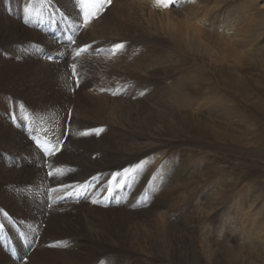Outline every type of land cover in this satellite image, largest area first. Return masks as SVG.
I'll return each instance as SVG.
<instances>
[{
  "label": "bare ground",
  "instance_id": "6f19581e",
  "mask_svg": "<svg viewBox=\"0 0 264 264\" xmlns=\"http://www.w3.org/2000/svg\"><path fill=\"white\" fill-rule=\"evenodd\" d=\"M83 1L0 0V210L7 213L0 216V239L5 247L17 254V261H14L0 249V264H41L33 257L38 255L37 252L31 254L26 263L20 262L29 241L25 237L23 243L18 240L16 235L19 231L28 237H36L41 249L53 243L64 248L65 259L57 262L54 256L53 262L50 260L52 264H94L99 255L91 254L90 248L104 252L115 250L114 244L128 249V253L135 252L132 248L135 245L142 256H161L154 251L157 238H147L146 232H160L162 228H178L184 233L178 232L177 235L172 231L173 236L165 234L160 237L164 248L162 253L172 255V251L178 250L180 257L187 262L199 264L201 259L212 261L213 258H222L227 262L248 259L252 264H264V213L259 224L251 225L253 228L260 225L257 233L251 235L257 254L244 250L246 247L242 242L246 239L242 234L235 233L233 240L227 234L226 240L220 243L213 241L212 232L209 233L208 229L213 224L210 217L216 199L212 197L198 211L178 222L181 208L178 207L179 211L175 213L172 205L181 204L188 193L185 188L178 189L181 187L177 186L178 180L171 178L158 196L153 198L145 194V188L152 187L148 181L162 167L165 156L162 152H155L152 156H147V151L137 154L140 138L131 134L152 125L153 119L150 121L149 116L166 112V105L162 102V80L168 77L169 69L163 71L161 68L165 40L160 36L167 37L171 46L194 55L193 58L197 57L198 51L204 52L211 66H222L225 62L224 65L231 70V83L236 86V91L242 90L241 83L245 77L254 67L257 68L258 52L249 56L245 54L253 51L254 42L264 29V13L261 11L264 0L258 3V7H254L258 0H250L247 5L241 0H192L190 4L170 10L157 6L155 0H143V4L139 0L116 1L103 16L83 30H69L68 25L77 20L78 14L81 18L83 16L86 5ZM28 2L32 4L31 8L34 4L41 12L46 9L45 5L52 8L54 4L59 5L61 22L68 30L66 35L62 34L61 42L55 40L56 35L50 30H46L44 35L21 23V11ZM223 8L224 13L230 11L234 19L237 10L244 9L246 19L238 31L233 28V38L229 34L227 38L224 35L226 39L221 38L197 25L200 24L197 20L207 19ZM255 9L258 11L251 13ZM52 15H56L54 18L59 21L56 13ZM55 19L50 18L53 23H56ZM244 39V44L249 43V49L242 53L246 49L241 45ZM69 40L76 43L65 52ZM117 42H123L127 47L113 56L110 49ZM83 44L91 45L93 50L76 57V51L84 47ZM147 44H151L153 53L146 48ZM37 48L43 52L38 53L35 51ZM21 55L23 59L20 61L18 57ZM48 56L54 59L50 60ZM73 63L77 66L79 87L74 84L77 77L72 75ZM94 73L100 74L101 86L94 85L93 90L88 91L92 87L89 78ZM222 81L224 83L227 79ZM182 83L196 90L195 95L212 87L207 75L197 70L185 82L171 84L175 88ZM205 85L207 87L202 89ZM108 88L119 91L121 95H111L113 91L109 92ZM140 91H144L146 96H140ZM214 94L210 99H214ZM133 96L136 98L132 99ZM198 109L202 110L201 106ZM169 111L176 114L171 108ZM197 114L199 112L184 113L183 118L187 120ZM214 122L210 121L212 126ZM187 126L196 130L195 124ZM94 127L105 131L99 136L81 135ZM250 127L244 131L251 133L253 128ZM221 129L210 131H216L211 133L218 138L224 139L226 135L231 138L227 128ZM252 133L255 136L254 130ZM37 134L48 144L46 155L32 142ZM21 161L22 167L16 168V162ZM125 169H129L130 174ZM48 172L55 174V180L47 176ZM61 180L71 187L64 188L56 182ZM102 188L106 194L100 199L97 194ZM77 189L83 195L78 196ZM147 197L155 206L140 210ZM62 199L66 200L61 202ZM92 200L108 207L96 208ZM201 217L199 228L203 229L194 232L195 219ZM41 223L47 229H38ZM15 228H19L18 231Z\"/></svg>",
  "mask_w": 264,
  "mask_h": 264
},
{
  "label": "rangeland",
  "instance_id": "374dc122",
  "mask_svg": "<svg viewBox=\"0 0 264 264\" xmlns=\"http://www.w3.org/2000/svg\"><path fill=\"white\" fill-rule=\"evenodd\" d=\"M77 1L80 2V0ZM85 1L88 0L83 1L84 5L90 3H85ZM116 1L118 2L123 0H113L114 3H116ZM139 1H142V4L144 3L143 0ZM249 1L250 0H241L244 5H247L255 0ZM191 2L192 0H189L187 4H190ZM259 2L261 4L262 0H258L256 6L253 4L252 6L258 7L257 5ZM25 6L24 10H22L20 14L21 23H26L25 25L27 27L28 25L29 27H34V29L36 31L38 30L41 34H47L45 31L49 30V27L57 28L58 20L54 18L56 15L53 16L52 13H56L58 16L57 18L61 21V10L58 4H54L53 8L45 5V12L37 11L39 7L34 6V4V9L31 8L32 4L30 2H28ZM109 7L107 9H109ZM224 11L225 8L218 10L212 14L213 16H210L207 19L202 17V20L204 21L197 20L200 24H196L200 28H203L202 30L207 31L208 33H216L221 38L226 39L228 37L226 36L227 34L231 35L233 38L235 36L233 32L235 30L238 31L240 27L239 25L244 23L246 19L243 16L244 9L237 10L238 13L235 19L234 16L231 15L232 13L230 11H227L226 14ZM257 11L258 10L255 9L251 13H256ZM261 11L264 13V9ZM26 16L28 17V20L30 19V22L26 19ZM15 18L17 19V13ZM50 18L52 20L55 19L56 23H53L54 21H51ZM95 21L97 20H94L93 22ZM201 21L204 25L201 24ZM34 24H37L35 25L36 28ZM51 24L54 27L51 26ZM236 25L238 27L235 28ZM228 27H230L229 30H227ZM51 33L54 35H57V33L60 34L61 42L62 32L59 28L58 30H53ZM157 37H161L160 39L165 40L164 61L162 62L161 68L163 71L164 69H169L167 71L168 77L162 80V102L166 105V112L164 111V115L159 113L154 114V116H149L150 121L153 119L152 125L144 127V131L134 130L131 133L132 135L140 138L138 139L140 150L137 154L147 151V156H152L155 152H162L165 156L164 162L167 161L169 166H174L175 171L171 178H176V180H178L177 186H181L178 189L185 188V191L188 193L185 195L186 199L183 200L181 204L172 205L175 213L179 211L178 207L181 208L180 216L177 220L178 222H181L184 218L191 216L192 213L198 211L201 206L210 197H212L211 199L216 200L214 203L215 207L213 213L210 217L213 221L212 228L208 229L210 231L209 233L212 232L213 241L220 243L223 240H226L227 234L228 237L233 240L235 233L242 234L244 235V239H246V241L242 242V244L246 247L244 250L257 254L258 250L251 239V235L257 233L260 225L257 228H253L251 225L259 224L260 220H263L264 213V29L261 32L260 38L254 42L253 51L250 54H245L249 56L254 52H258V60L255 62L257 68L254 67L256 70L253 69L250 74L246 77L244 76L246 80L241 83L243 88L238 91L235 89L236 86H233V83H231V80H233L231 79V75L229 73L231 70L224 65L226 64L225 62H223L222 66L219 64L211 66L209 60L204 56L206 55L204 52L200 53L198 51L197 53L194 51L197 53L195 54L197 57L193 58L192 56L194 55L187 54L182 52L180 49H175L171 46L167 41V37ZM153 38L154 37H152V39ZM244 42L245 39L241 45L246 46V49H243L242 53L247 52L249 49V43L244 44ZM101 48L99 50L105 49ZM146 48L153 53L151 44H147ZM214 51H216V48H214ZM21 60L22 59H20V61ZM177 61H180L178 65L176 63ZM195 70L203 72L207 75L213 89H211L212 87H208L206 90L204 89L207 87L205 85L202 86V89H204L201 90L202 94L195 95L194 93L197 91L192 90V88L186 85V83H182L175 88L172 87L173 85L171 83L179 84L181 81L185 82L186 78L193 74ZM93 75H96V78ZM93 75L89 78V82L92 87H90L88 91L93 90L94 85L98 84L101 86L102 79L100 74L94 73ZM223 78L227 79L224 83H222ZM74 84L76 83L74 82ZM152 84L154 85V78ZM226 85H229V87ZM108 89H110L109 92L114 91L111 90L113 88ZM73 92L74 91L71 93ZM213 92H215V97L214 99H210ZM199 106H201L202 110L198 109ZM170 108L171 111L178 115H173L169 111ZM198 112L199 114L193 118L189 117L187 120L183 118L184 113ZM11 120L14 121L13 119ZM212 120L215 121V127L210 123ZM190 122L195 124L196 130L195 128L192 129L187 126V124L192 125ZM253 126L256 128V131ZM222 127L228 129L231 134V138L227 137V135L224 139L218 138L211 133L216 131H210V129L217 131L222 130ZM249 127L253 128L251 133L245 132V128L249 129ZM66 128L68 131V127ZM253 130L256 132L255 136L252 133ZM38 136L39 134H37V137ZM236 138L237 140L234 141ZM21 164L22 161L20 163L16 162V168H21ZM153 183L159 184L160 182L159 180H155ZM153 191H155V189ZM105 194L106 191L102 188L97 195L100 199H103ZM145 194L148 195L147 192H145ZM157 194L154 195L153 198L158 196ZM99 203L100 201L96 204V208L104 209L108 207L106 204L104 205ZM120 203L118 207L120 206ZM250 204L251 208L249 207ZM185 205L187 207H185ZM143 206L140 210L154 207L155 205H153L151 198L147 197V201ZM246 212L247 214L245 215ZM48 215L49 214H46L47 217ZM249 215L251 218L247 217ZM202 218L203 217L195 219L193 228L194 232L202 231L203 228H199L201 225L200 219ZM240 223L243 224H241V228H238L240 227ZM40 227L41 228L38 229H47L45 228L46 225L44 223H41ZM15 229L18 231L19 228ZM172 231L179 235L178 232H180V230L178 228H168V230L166 228H162L160 232L154 230L146 232L147 238H157L154 251L162 254L159 257H149L147 254L142 256L140 252L138 253L136 251L135 245H132L135 252L128 253V249H123L119 246L116 247L114 244L113 246L115 247V250H107L104 252L90 248L91 254L99 255L94 260V264H105L103 261L109 264H124V262H126V264H194L181 258L178 250L172 251V255L170 253H162L164 248L160 244V237H163L165 234L173 236L171 233ZM19 233H21L23 237H26L25 232L23 233L19 231L16 235L18 240L20 239L18 236ZM37 238H40V234L37 235ZM20 241L23 243V240ZM36 242H38V240L34 239L32 247L26 245L25 255H23L24 257H21L20 262L26 263L30 255L34 252H37L38 255L36 257L33 255V257L41 262V264H52L50 260L53 262L54 256L55 259H57V262H62L65 259L64 248H60L58 244L53 243L41 249V246L37 245ZM175 245H177V243H175ZM4 248L5 244L2 239H0V249L3 252ZM42 250L50 252H43ZM44 253L47 254L44 255ZM7 255L10 256L8 253ZM60 257L62 259H59ZM66 261L67 260H65V262ZM247 261L248 259H244L243 262L240 260L227 262L222 258H213L212 261L201 259L199 264H252L250 261ZM66 263H68V261ZM17 264H19V262H17Z\"/></svg>",
  "mask_w": 264,
  "mask_h": 264
},
{
  "label": "snow or ice",
  "instance_id": "6c2138e0",
  "mask_svg": "<svg viewBox=\"0 0 264 264\" xmlns=\"http://www.w3.org/2000/svg\"><path fill=\"white\" fill-rule=\"evenodd\" d=\"M113 0H90V3L85 5V8L83 10V16L82 18L79 16L77 17V20L75 22H73L72 24L68 25L69 30H78L79 28H86L89 24L92 23V21L94 20H98L106 11V9L112 4ZM188 2V0H155V3L157 4V6H162L165 9H172V8H179V7H183L186 5V3ZM58 11V10H57ZM75 40H69L68 41V45L65 46V52H67V48L75 45ZM79 48V46H77ZM127 45L123 42H117L114 43L112 48L110 49L111 53L113 56L119 54L120 52L124 51L126 49ZM89 50H93L91 45H85L82 48H79V50L76 51L75 56L79 57L81 55L82 52L84 51H89ZM35 51H37L38 53H42L43 50L41 49H35ZM18 59H23V56H19ZM48 59H54L52 56H48ZM72 75L74 77H77L76 80V86L79 87V78H78V72H77V66L75 63L72 64ZM103 91V89H102ZM111 95L113 96H117V95H121V93L119 91H113L111 92ZM140 96H145L146 93L144 91H140L139 93ZM132 99H135L136 97L133 96L131 97ZM69 118H71V113H68ZM105 129L104 128H99V127H94L91 128L90 131H85L83 133H81V135L83 136H89L92 134H95L96 136H99L102 132H104ZM57 152L60 151V149L56 150ZM142 163H146V162H142ZM42 164H43V157H42ZM126 173L130 174V170L129 169H125L124 170ZM131 171H136V169H132ZM175 168L174 166H169L168 162L165 161L162 165V167L160 169H157L156 173L153 175L152 179H150L148 181L149 185H152V187H146L145 191L148 193L149 196H154L158 193V191L163 190V188L168 184L169 180L171 179L172 174L174 173ZM57 172H59V169H57ZM48 177H52L55 180V174L53 172H48L47 173ZM93 179H95V177H93ZM115 179V177H114ZM159 180V184H154L153 182L155 180ZM57 183H59L62 187L64 188H68L71 187L70 185H67L66 183H64L62 180L61 181H56ZM122 186V185H121ZM153 188L156 189V192L153 191ZM56 190V189H54ZM77 195H83V193H81L79 191V189L76 190ZM69 195H71V193H69ZM92 204H97L96 200H92L91 201ZM146 203V202H145ZM0 215H4L6 216L7 213L3 212V210H0ZM26 239H28L29 247H32V241L34 239H36V237H28L26 235L25 237ZM65 247H67V245H65Z\"/></svg>",
  "mask_w": 264,
  "mask_h": 264
}]
</instances>
